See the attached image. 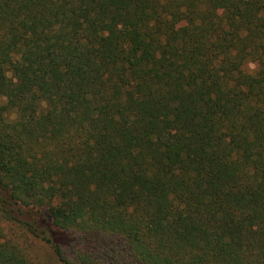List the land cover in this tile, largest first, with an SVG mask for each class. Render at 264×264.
<instances>
[{"label": "trees", "instance_id": "obj_1", "mask_svg": "<svg viewBox=\"0 0 264 264\" xmlns=\"http://www.w3.org/2000/svg\"><path fill=\"white\" fill-rule=\"evenodd\" d=\"M59 232L264 264V0H0V264Z\"/></svg>", "mask_w": 264, "mask_h": 264}, {"label": "rangeland", "instance_id": "obj_2", "mask_svg": "<svg viewBox=\"0 0 264 264\" xmlns=\"http://www.w3.org/2000/svg\"><path fill=\"white\" fill-rule=\"evenodd\" d=\"M55 236L69 258L74 259V251H82L90 254L97 264H132L125 255L119 252L121 247L113 237L93 235L86 239H79V237L63 235L60 232ZM22 238L25 242V237ZM26 245L29 257L35 263L63 264L52 248L39 239L31 238L26 241Z\"/></svg>", "mask_w": 264, "mask_h": 264}, {"label": "clouds", "instance_id": "obj_3", "mask_svg": "<svg viewBox=\"0 0 264 264\" xmlns=\"http://www.w3.org/2000/svg\"><path fill=\"white\" fill-rule=\"evenodd\" d=\"M256 69H257V66L254 64L249 63L246 65V70L249 72V74H254Z\"/></svg>", "mask_w": 264, "mask_h": 264}]
</instances>
